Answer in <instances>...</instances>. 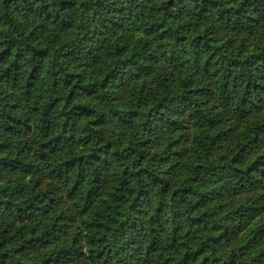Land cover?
I'll return each instance as SVG.
<instances>
[{"label": "trees", "instance_id": "trees-1", "mask_svg": "<svg viewBox=\"0 0 264 264\" xmlns=\"http://www.w3.org/2000/svg\"><path fill=\"white\" fill-rule=\"evenodd\" d=\"M0 264H264V0H0Z\"/></svg>", "mask_w": 264, "mask_h": 264}, {"label": "clouds", "instance_id": "clouds-1", "mask_svg": "<svg viewBox=\"0 0 264 264\" xmlns=\"http://www.w3.org/2000/svg\"><path fill=\"white\" fill-rule=\"evenodd\" d=\"M124 114L122 113L121 116H123Z\"/></svg>", "mask_w": 264, "mask_h": 264}]
</instances>
